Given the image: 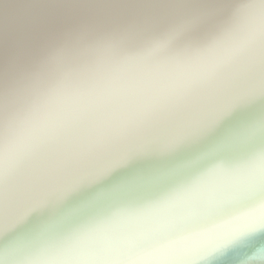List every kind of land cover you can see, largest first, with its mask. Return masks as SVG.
<instances>
[{
	"label": "bare ground",
	"instance_id": "obj_1",
	"mask_svg": "<svg viewBox=\"0 0 264 264\" xmlns=\"http://www.w3.org/2000/svg\"><path fill=\"white\" fill-rule=\"evenodd\" d=\"M263 201L264 0H0V264H259Z\"/></svg>",
	"mask_w": 264,
	"mask_h": 264
},
{
	"label": "water",
	"instance_id": "obj_2",
	"mask_svg": "<svg viewBox=\"0 0 264 264\" xmlns=\"http://www.w3.org/2000/svg\"><path fill=\"white\" fill-rule=\"evenodd\" d=\"M257 204L258 203L255 204V206H257V207H254V209H253V207L250 208V209H247L248 207L252 206V205H250V206H248V207H246V208L241 210L242 211V215H241L240 218H241L242 221L243 220H247V219L250 220V217L253 216L252 214L256 213V209H258V206H260V205H262L261 210H262V212H264V210H263L264 201L262 203L258 204V205ZM244 222H246V221H244ZM258 257L260 258V259H258L259 260V264H264V251L258 253ZM254 264H255V262H254Z\"/></svg>",
	"mask_w": 264,
	"mask_h": 264
}]
</instances>
